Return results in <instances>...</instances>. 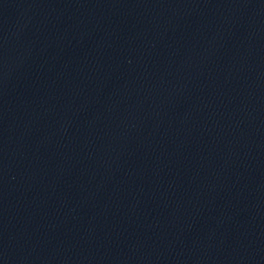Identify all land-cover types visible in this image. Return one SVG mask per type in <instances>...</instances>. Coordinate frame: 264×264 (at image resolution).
Returning a JSON list of instances; mask_svg holds the SVG:
<instances>
[{"label":"water","instance_id":"95a60500","mask_svg":"<svg viewBox=\"0 0 264 264\" xmlns=\"http://www.w3.org/2000/svg\"><path fill=\"white\" fill-rule=\"evenodd\" d=\"M0 264H264V0H0Z\"/></svg>","mask_w":264,"mask_h":264}]
</instances>
